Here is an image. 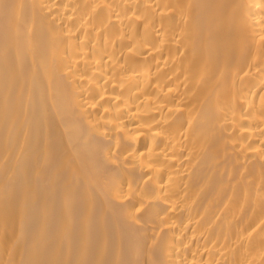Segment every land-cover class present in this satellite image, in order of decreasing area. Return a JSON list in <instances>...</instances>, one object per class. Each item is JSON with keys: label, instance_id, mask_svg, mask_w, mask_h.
<instances>
[{"label": "bare ground", "instance_id": "bare-ground-1", "mask_svg": "<svg viewBox=\"0 0 264 264\" xmlns=\"http://www.w3.org/2000/svg\"><path fill=\"white\" fill-rule=\"evenodd\" d=\"M0 264H264V0H0Z\"/></svg>", "mask_w": 264, "mask_h": 264}]
</instances>
